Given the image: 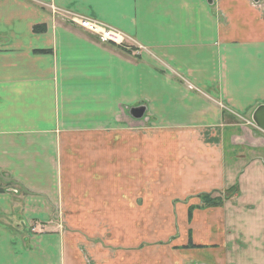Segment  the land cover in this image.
<instances>
[{
	"label": "crops",
	"instance_id": "crops-1",
	"mask_svg": "<svg viewBox=\"0 0 264 264\" xmlns=\"http://www.w3.org/2000/svg\"><path fill=\"white\" fill-rule=\"evenodd\" d=\"M139 102L146 123L126 125ZM261 105L264 0H0V171L32 189L33 216L42 182H65L46 195L69 237L45 240L38 264H264V137L241 123ZM237 183L236 207L202 206Z\"/></svg>",
	"mask_w": 264,
	"mask_h": 264
},
{
	"label": "rangeland",
	"instance_id": "rangeland-1",
	"mask_svg": "<svg viewBox=\"0 0 264 264\" xmlns=\"http://www.w3.org/2000/svg\"><path fill=\"white\" fill-rule=\"evenodd\" d=\"M63 18L69 24L78 25L77 20L84 17L68 13L63 14ZM33 32L43 33L45 32V26L36 25L33 27ZM100 43L103 44L102 42ZM113 48H115V51L119 53L124 59H128L138 65L146 63H144L142 59L140 51L143 50V48L139 44L133 43L131 47H128V44H126L125 47L114 46ZM142 104L139 102L131 105L137 107L142 106ZM125 113V124L128 126L132 123L131 120H138L142 121V123H146V120L144 119L146 117V113L140 119H134L131 117L128 109H126ZM246 121L250 133H255L254 137L259 140L261 139L260 135L264 137V133L257 130L253 124L250 113L248 117L245 118V121H242L241 123L245 125ZM104 136L106 137V135ZM107 136L110 137V135ZM81 141L83 140L80 134L74 135V144L81 143ZM75 150L79 151L77 149ZM72 158L75 159L74 163H81L78 161L79 157L77 155L73 154ZM72 184L73 190H80L81 182L77 181L76 183L73 182ZM239 184L240 183H237L235 185L238 186L240 192ZM49 186H52L51 190L56 189L58 195L60 194V196H62L64 193L65 182H63L61 178H58L56 182H42L41 188L42 191H44V193H42V195L44 194V197H41V201H43L44 204L40 207L43 211L39 216H33L31 211H34L37 207V204L33 205V203H36L34 200L37 201V198L34 197L32 189L25 185V183H22L12 176L0 171V197H6L9 203V207H7L8 210L4 212L6 208L4 204H1L2 197L0 198V264H38L40 257L38 256L39 251L48 249V245L44 243L45 240L50 241L49 239H53L55 236L60 237L61 240H64L66 236L69 237L68 233L70 230L68 229L69 226L67 225L68 211L63 207V201L60 197H58V201L56 200L55 203V200L53 201L52 197H48L46 195L48 193L53 195L52 192H49ZM233 187L234 186H231L226 190H229ZM224 191H217V194H213V199L215 197L218 198V194H220L219 192L222 193ZM239 192L237 194L235 191H232L233 197L229 200H226L225 202L230 201L231 205L236 207L238 204L237 196L239 195ZM60 201H62V205L60 204ZM243 205L244 203L241 204V206ZM252 209L253 208L251 207L248 209V211H251ZM242 232H249V235L253 234L251 232V228L248 230H243Z\"/></svg>",
	"mask_w": 264,
	"mask_h": 264
},
{
	"label": "built area",
	"instance_id": "built-area-1",
	"mask_svg": "<svg viewBox=\"0 0 264 264\" xmlns=\"http://www.w3.org/2000/svg\"><path fill=\"white\" fill-rule=\"evenodd\" d=\"M77 24L83 30L98 38L102 43L118 47H125L128 43L126 36L122 32L93 19L80 18L77 20Z\"/></svg>",
	"mask_w": 264,
	"mask_h": 264
},
{
	"label": "water",
	"instance_id": "water-1",
	"mask_svg": "<svg viewBox=\"0 0 264 264\" xmlns=\"http://www.w3.org/2000/svg\"><path fill=\"white\" fill-rule=\"evenodd\" d=\"M255 4L259 2V0H252ZM146 111V108L144 106H138L130 109L129 114L131 117L134 119H140L144 116ZM251 120L255 127L259 129L260 131L264 132V105H261L257 107L252 115H251Z\"/></svg>",
	"mask_w": 264,
	"mask_h": 264
},
{
	"label": "trees",
	"instance_id": "trees-1",
	"mask_svg": "<svg viewBox=\"0 0 264 264\" xmlns=\"http://www.w3.org/2000/svg\"><path fill=\"white\" fill-rule=\"evenodd\" d=\"M232 191H235V193L238 194L239 192V188L237 185H234L233 188L229 189V190H226L224 192H219L220 194L218 198H214L213 199V194H217L218 192L217 191H214L210 194H201L199 196V198L202 199V206H204L205 208H210V207H221L223 206L224 202L226 200H229L230 198H232ZM223 194V195H222ZM218 199V200H217Z\"/></svg>",
	"mask_w": 264,
	"mask_h": 264
}]
</instances>
